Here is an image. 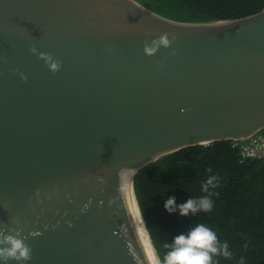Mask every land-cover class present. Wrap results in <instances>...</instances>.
<instances>
[{"label":"water","instance_id":"obj_1","mask_svg":"<svg viewBox=\"0 0 264 264\" xmlns=\"http://www.w3.org/2000/svg\"><path fill=\"white\" fill-rule=\"evenodd\" d=\"M263 128L264 9L185 22L137 0H0V228L27 237L24 264H155L135 172Z\"/></svg>","mask_w":264,"mask_h":264},{"label":"trees","instance_id":"obj_2","mask_svg":"<svg viewBox=\"0 0 264 264\" xmlns=\"http://www.w3.org/2000/svg\"><path fill=\"white\" fill-rule=\"evenodd\" d=\"M167 18L185 22L236 19L264 9V0H137ZM211 168V172L208 169ZM211 175L215 188L202 191ZM146 177V178H145ZM134 189L152 242L160 259L165 243L197 224H204L227 242L230 258L217 256L213 264H264V157L241 161L233 139L198 144L164 155L138 169ZM209 196L210 211L181 216L169 213L165 201Z\"/></svg>","mask_w":264,"mask_h":264},{"label":"clouds","instance_id":"obj_3","mask_svg":"<svg viewBox=\"0 0 264 264\" xmlns=\"http://www.w3.org/2000/svg\"><path fill=\"white\" fill-rule=\"evenodd\" d=\"M170 43L171 40L168 34L165 33L154 38L150 43L146 42L143 50L145 54L153 55L161 46L167 48ZM29 51L42 59L51 72L59 71L61 62L51 53L38 52L34 45L30 47ZM21 78L23 80L27 79L23 74H21ZM208 171L211 172V168ZM118 176L122 181L124 170L119 172ZM217 179L218 177L215 175L209 176L206 182L202 184V191L207 193L210 187L215 188ZM124 188L125 185L121 182L117 190L123 192ZM175 201V197L167 198L164 207L169 213L178 210L181 216L195 215L199 211L208 212L213 207V202L209 196H202L197 199L189 198L179 205ZM13 223L18 224L19 220L14 219ZM26 240L27 237L22 235V230L19 227L0 228V264H8L9 261L24 264V262L31 260L32 249L26 243ZM163 247L168 251L162 259H157L155 264H213L214 257L230 258L232 256L227 242L221 243L217 239L216 233L204 224H197L195 227L190 228L187 233L176 235L171 243H165Z\"/></svg>","mask_w":264,"mask_h":264},{"label":"built area","instance_id":"obj_4","mask_svg":"<svg viewBox=\"0 0 264 264\" xmlns=\"http://www.w3.org/2000/svg\"><path fill=\"white\" fill-rule=\"evenodd\" d=\"M233 146L239 148L241 161L264 157V128L248 138L233 139Z\"/></svg>","mask_w":264,"mask_h":264},{"label":"bare ground","instance_id":"obj_5","mask_svg":"<svg viewBox=\"0 0 264 264\" xmlns=\"http://www.w3.org/2000/svg\"><path fill=\"white\" fill-rule=\"evenodd\" d=\"M131 193L133 195V190H132V184H131ZM134 198V197H133ZM134 204H135V208H136V218H137V222H138V228H139V232H140V235L141 237L143 238L154 262H156L158 258V255L156 253V250L154 248V245L152 244V241H151V238H150V235L147 231V228L145 226V223H144V220L142 218V215H141V212H140V209L138 207V204L136 202V199L134 198Z\"/></svg>","mask_w":264,"mask_h":264}]
</instances>
